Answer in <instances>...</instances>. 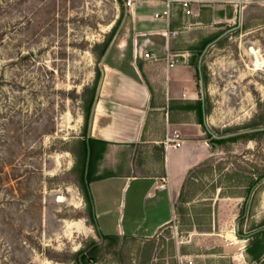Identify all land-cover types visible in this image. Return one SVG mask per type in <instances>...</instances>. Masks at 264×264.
<instances>
[{"label":"rangeland","instance_id":"374dc122","mask_svg":"<svg viewBox=\"0 0 264 264\" xmlns=\"http://www.w3.org/2000/svg\"><path fill=\"white\" fill-rule=\"evenodd\" d=\"M211 6L190 44L217 149L170 225L121 232L145 218L133 185L111 195L124 215L102 217V233L81 181L85 103L113 52H134L133 13L126 0H0V264H264L248 254L253 234L264 246V0Z\"/></svg>","mask_w":264,"mask_h":264},{"label":"crops","instance_id":"0c3cea01","mask_svg":"<svg viewBox=\"0 0 264 264\" xmlns=\"http://www.w3.org/2000/svg\"><path fill=\"white\" fill-rule=\"evenodd\" d=\"M189 1L191 15L177 0L170 18L157 19L168 0H135L131 12L136 52H113L115 58L106 65L111 79L100 87L88 132V138L106 143L96 163L98 179L90 183L102 233V217L124 215L111 195L124 194L133 185L142 196L145 218L134 214L121 232L156 234L170 225L190 171L214 155L206 118L203 126L197 113L199 104L205 111V99L195 67L200 46L190 44V38L199 33L197 25L210 24L199 18L201 12L215 1L229 0ZM169 55L176 60L174 67L168 66ZM176 131L185 142L167 149L166 140Z\"/></svg>","mask_w":264,"mask_h":264},{"label":"trees","instance_id":"16d2710c","mask_svg":"<svg viewBox=\"0 0 264 264\" xmlns=\"http://www.w3.org/2000/svg\"><path fill=\"white\" fill-rule=\"evenodd\" d=\"M115 31V29H114ZM113 31V33H114ZM112 33V34H113ZM111 43V39L107 40L104 43L103 49H102V54L101 56L103 57ZM95 95H96V87L92 90V96L91 98L86 101L85 103V113H84V118H85V125H84V130H85V136L87 135L88 128L90 125V120H91V115H92V110L93 106L95 103ZM197 113L199 116V121L200 123L204 126V109L202 107V104H199L197 107ZM238 137H229V138H220V139H214L213 142L216 145H221L225 144L227 142H233L236 141ZM97 144H99L101 147L98 148ZM106 145L105 142H98L92 138L85 139L82 142V147H81V160H82V173H81V181H82V186L84 190V196L87 201L88 207L93 213V202H92V197L90 193V183L93 181L97 180L98 178L95 176L96 173V163L97 161L101 158L102 152L104 151V146ZM200 169V166L196 167L195 169L191 170L186 182H188L191 178L194 177V174ZM251 181V179H250ZM253 181V178H252ZM258 182H251L249 186V192L254 187ZM249 196V195H248ZM95 224V218H93V225ZM239 237H242L243 234L239 232L238 234ZM252 238V244L248 248V254L251 256V258L254 261H261L264 259V246H263V241L260 238V235L253 234L250 236Z\"/></svg>","mask_w":264,"mask_h":264},{"label":"built area","instance_id":"2783aa9c","mask_svg":"<svg viewBox=\"0 0 264 264\" xmlns=\"http://www.w3.org/2000/svg\"><path fill=\"white\" fill-rule=\"evenodd\" d=\"M177 0H168V6L167 9L162 13V14H156L155 18L157 19H162L164 17L166 18H170L171 16V10L173 7V2H175ZM183 3L184 8L186 9V13L188 15L192 14V10L189 9V5L190 2L189 0H181ZM126 5L128 8L133 9L135 7V0H126ZM136 52V50H135ZM145 57L147 58H151V54H146ZM176 65V60L173 56L169 55L168 56V66L169 67H174ZM184 140L181 137V133L179 131H176L172 137L168 138L166 140L165 146L166 148H181L184 144ZM162 187H165V185H163Z\"/></svg>","mask_w":264,"mask_h":264},{"label":"water","instance_id":"95a60500","mask_svg":"<svg viewBox=\"0 0 264 264\" xmlns=\"http://www.w3.org/2000/svg\"><path fill=\"white\" fill-rule=\"evenodd\" d=\"M215 149H217L216 147H215ZM92 261V260H91Z\"/></svg>","mask_w":264,"mask_h":264}]
</instances>
